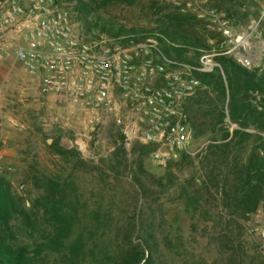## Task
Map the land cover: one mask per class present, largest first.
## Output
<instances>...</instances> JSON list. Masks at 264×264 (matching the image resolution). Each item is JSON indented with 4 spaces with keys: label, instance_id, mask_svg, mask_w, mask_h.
<instances>
[{
    "label": "rangeland",
    "instance_id": "obj_1",
    "mask_svg": "<svg viewBox=\"0 0 264 264\" xmlns=\"http://www.w3.org/2000/svg\"><path fill=\"white\" fill-rule=\"evenodd\" d=\"M68 1L71 17L86 43L98 52L132 55L139 65L109 66L113 71L106 80L110 84L108 97L99 106L89 107L81 101L88 98L86 94L42 93L37 79L19 60L0 53V175L26 208L38 200L33 211L38 208L40 229L49 234L56 230L50 220L51 208L48 204L44 207L47 185L56 181L66 194L59 206L69 221V232L58 250L45 248L44 264H71L78 259L79 264H114L122 244L121 228L131 222L138 209L142 218H153L158 243L152 251L153 264H232L237 243L241 264L264 261V202L242 220L241 228L232 225L229 240L220 232L219 220L223 218L215 208L205 221L192 213L180 196V185L186 186V179L196 171L207 134L193 136L188 153L165 165L154 163L147 153L142 157V171H136L138 153L132 148L144 143L138 137L143 127L138 103L141 87L132 81L154 83L158 76L148 74V61L166 54L153 36L111 38L99 27L89 26L95 18L100 26L110 19L126 26H142L161 23L168 14L173 18L190 14L210 47L203 49L199 63L202 59L209 69L214 68L218 65L215 56L223 53L247 68L262 67L264 0L258 1V17L250 16L246 22L218 8L214 0H137L131 5L101 6L96 14L87 15L88 23L80 18L76 0ZM256 8L250 7L253 11ZM237 35L241 39L237 40ZM116 62L121 64L111 60V64ZM124 68L131 71H121ZM186 154L190 158L186 159ZM134 174L145 182L147 192L142 198L136 194ZM10 223L18 242L29 243L32 251L33 241L25 234L28 228L18 217H12ZM80 238L85 247L78 256L71 247Z\"/></svg>",
    "mask_w": 264,
    "mask_h": 264
},
{
    "label": "trees",
    "instance_id": "obj_2",
    "mask_svg": "<svg viewBox=\"0 0 264 264\" xmlns=\"http://www.w3.org/2000/svg\"><path fill=\"white\" fill-rule=\"evenodd\" d=\"M137 0H76L81 19L88 23V14L108 3L134 4ZM259 0H214L218 8L228 11L230 16L246 22L250 16L258 17ZM251 6L257 7L255 11ZM96 14V13H95ZM156 25L126 26L110 19L99 25L97 19L89 21L90 27H99L111 38L123 36L134 38L138 35L153 36L159 42L160 51L168 57L192 64V76L200 82L193 96L183 104L186 119L193 129V136L207 134L206 143L200 150L195 164V173L180 185V196L192 213L200 214L207 221L211 210L222 215L220 232L232 239V225L241 228L242 220H247L264 202V66L247 68L232 57L220 53L215 56L218 63L211 71H203L198 57L203 49H210L197 31L196 18H173L170 14ZM186 22V25H185ZM88 26V28H89ZM156 77L153 84H159ZM235 126H232V125ZM137 152L135 167L142 171V157L150 152L148 144H137L132 148ZM59 153H61L59 151ZM190 158L186 154V159ZM188 162H192L189 161ZM125 163V168H127ZM136 194L145 196L147 188L143 179L134 174ZM46 205L51 208L52 227L49 234L40 229L37 221L38 208L34 201L32 208H26L23 201L14 195L0 175V264H44L42 253L45 248L58 250L62 240L67 238L69 221L61 211L66 194L56 181H50ZM47 209V208H46ZM31 215H34L32 218ZM140 209L123 225L122 244L115 254L114 264H153L152 251H156L157 236L154 234L153 218H142ZM18 217L28 231L29 243L18 242L12 229L11 219ZM36 233V234H35ZM156 246V247H155ZM234 245L232 264H241V251ZM85 243L77 239L71 250L75 255H83ZM81 259V257H80ZM102 262V263H101ZM104 264V261H101ZM71 264H79V259ZM259 264H264L262 261Z\"/></svg>",
    "mask_w": 264,
    "mask_h": 264
},
{
    "label": "built area",
    "instance_id": "obj_3",
    "mask_svg": "<svg viewBox=\"0 0 264 264\" xmlns=\"http://www.w3.org/2000/svg\"><path fill=\"white\" fill-rule=\"evenodd\" d=\"M79 32L68 0H0V53L19 60L24 70L37 79L42 93L75 97L86 94L88 98H82V103L97 107L108 97L110 84L106 80L113 71L110 67L139 63L132 55L95 51ZM111 60L121 64H111ZM200 61L197 69H213ZM194 68L159 54L148 61L147 71L150 76L160 77L159 84L146 79L132 81L141 87L138 103L143 127L138 137L150 146V157L158 165L176 161L189 151L193 129L183 104L200 85L191 74Z\"/></svg>",
    "mask_w": 264,
    "mask_h": 264
},
{
    "label": "water",
    "instance_id": "obj_4",
    "mask_svg": "<svg viewBox=\"0 0 264 264\" xmlns=\"http://www.w3.org/2000/svg\"><path fill=\"white\" fill-rule=\"evenodd\" d=\"M238 38V37H237Z\"/></svg>",
    "mask_w": 264,
    "mask_h": 264
}]
</instances>
